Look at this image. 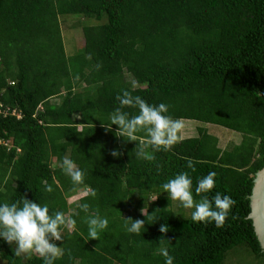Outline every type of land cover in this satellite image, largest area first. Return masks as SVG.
I'll return each instance as SVG.
<instances>
[{
  "label": "trees",
  "instance_id": "16d2710c",
  "mask_svg": "<svg viewBox=\"0 0 264 264\" xmlns=\"http://www.w3.org/2000/svg\"><path fill=\"white\" fill-rule=\"evenodd\" d=\"M69 15L96 21L76 27L80 47L71 55L59 29V18ZM122 90L169 105L174 119L234 131L240 140L220 149L195 127L194 137L156 152V161L138 159L141 141L111 127ZM257 90L264 92V0H0V204L26 196L76 221L61 229L55 264H165L162 249L173 264H221L239 246L264 260L246 218L264 158V95ZM114 148L123 156H110ZM65 157L84 172L82 185L59 166ZM185 171L197 200V181L215 172L209 198L230 195L236 219L216 228L174 214L162 185ZM97 210L108 227L93 240L86 218ZM128 217L146 221L139 234L127 231ZM161 224L169 228L165 240ZM0 262L44 264L37 255L14 256L2 239Z\"/></svg>",
  "mask_w": 264,
  "mask_h": 264
},
{
  "label": "clouds",
  "instance_id": "9594fccd",
  "mask_svg": "<svg viewBox=\"0 0 264 264\" xmlns=\"http://www.w3.org/2000/svg\"><path fill=\"white\" fill-rule=\"evenodd\" d=\"M259 95L264 92L257 90ZM119 102L117 107L110 114L111 127L117 126L116 133L119 137L126 138V141L141 143L136 146V156L146 162L156 161V152L169 151L178 142L179 134L184 125L181 119H174L169 112V105L160 103L158 105L149 104L140 96H133L130 91L122 90V94L116 97ZM124 108L137 109V113L130 115ZM111 127L107 131H111ZM143 133V136L138 134ZM120 148H114L109 155L115 159L123 156ZM63 172L70 177L74 185H82L84 182V172L77 164L68 157L63 158L59 165ZM187 168L193 172L196 170L194 162L189 159ZM160 165L157 164V171ZM216 173L209 172L206 176L197 181L195 195L200 196L195 199L193 194V180L188 172H181L173 178L163 183L164 192L172 200L178 201L184 209H190L193 222L202 224L214 223L216 228H223L229 216L236 219L233 208L236 201L228 194L216 192L209 198L216 187ZM45 190L51 192L53 189L46 185ZM90 194L95 197L96 191L89 189ZM81 211L89 213L90 205L82 203L79 205ZM157 211V210H156ZM155 211V212H156ZM155 212L150 216H154ZM141 214L145 216L143 209ZM127 231L139 234L144 228L145 220L124 218ZM89 235L93 240L99 238L100 233L108 227V219L102 217L97 210L89 214L86 218ZM76 221L67 217L64 212L57 211L54 214L49 212L47 205H40L34 200L22 196L20 201L14 203L0 204V239H2L16 257L23 256L25 259L32 255L39 256L44 264H55L63 255V250L56 242L62 241L61 229L63 227L75 228ZM159 232L163 236L169 231L167 224H161ZM165 240V239H164ZM170 243V240H166ZM161 254L165 258V264H173V257L169 255L167 249H162Z\"/></svg>",
  "mask_w": 264,
  "mask_h": 264
},
{
  "label": "rangeland",
  "instance_id": "374dc122",
  "mask_svg": "<svg viewBox=\"0 0 264 264\" xmlns=\"http://www.w3.org/2000/svg\"><path fill=\"white\" fill-rule=\"evenodd\" d=\"M91 18H84L69 15L63 16L59 18V29L62 40V47L65 54L71 55L75 53L80 47V39L76 33V27L80 25H92L95 24ZM125 80L130 81L129 77L125 74ZM58 101L57 97L50 99V102L55 103ZM183 129L179 134V140L194 137L195 127H202L205 129L206 133L216 138V146L217 148H227L228 146L238 144L240 140V135L234 131H228L224 128L213 126V125H205L194 123L187 120H182ZM166 196L169 200V208L170 210L181 218H190L191 211L190 209H184L178 201L172 200L170 196L166 193ZM75 196L72 198H67V202L74 201ZM0 264H2L0 262ZM221 264H264V260L261 258H255L252 254L248 252L242 246L234 247L227 251L224 254L223 260Z\"/></svg>",
  "mask_w": 264,
  "mask_h": 264
},
{
  "label": "water",
  "instance_id": "95a60500",
  "mask_svg": "<svg viewBox=\"0 0 264 264\" xmlns=\"http://www.w3.org/2000/svg\"><path fill=\"white\" fill-rule=\"evenodd\" d=\"M248 200V214L252 232L260 252L264 255V158L261 167L254 172Z\"/></svg>",
  "mask_w": 264,
  "mask_h": 264
}]
</instances>
